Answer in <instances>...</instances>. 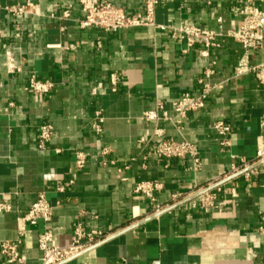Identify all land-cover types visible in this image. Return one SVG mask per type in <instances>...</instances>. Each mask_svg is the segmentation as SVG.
Masks as SVG:
<instances>
[{"label": "crops", "instance_id": "crops-1", "mask_svg": "<svg viewBox=\"0 0 264 264\" xmlns=\"http://www.w3.org/2000/svg\"><path fill=\"white\" fill-rule=\"evenodd\" d=\"M24 1L0 0V7ZM31 1L38 15L0 13V193L11 207L0 212V241H16L25 228L24 264H41L37 237L44 224L26 227L21 217L42 193L53 207L48 227L60 246L69 245L78 223L108 237L66 264H264V166L229 177L232 165L254 161L257 139L264 137V84L252 74L235 77L243 50L227 34L238 24L236 0H158L154 21L171 28L113 33L82 29L78 0ZM106 1L132 14L141 8V0ZM65 11L69 17L61 19ZM181 25L217 36L207 49L198 36L184 52L172 29ZM251 62L264 63V46ZM208 69L205 82L213 89L203 110L188 113L178 128L142 120L157 103L173 119L172 104L184 94L197 97V81ZM112 74L119 77L115 92ZM31 75L51 81V93H29ZM97 112L99 134L91 128ZM218 121L230 127L228 136L215 132ZM44 124L53 137L39 150ZM156 127L198 148L199 172L191 171L189 159L148 154L145 142ZM102 149L115 166H100ZM76 152L88 156L82 170ZM147 182L161 185L155 205L134 192ZM208 195L212 207L201 205Z\"/></svg>", "mask_w": 264, "mask_h": 264}, {"label": "built area", "instance_id": "built-area-1", "mask_svg": "<svg viewBox=\"0 0 264 264\" xmlns=\"http://www.w3.org/2000/svg\"><path fill=\"white\" fill-rule=\"evenodd\" d=\"M78 4L83 14V18L79 21V26L82 29L94 28L107 33H113L144 27L161 30L171 28L157 25L154 21L155 10L159 5L158 0H141L140 11L133 14L106 0H78ZM56 11L57 9L53 7V12L50 15L51 18L56 17ZM1 12L19 18L38 15L36 6L31 0H26L10 7H0ZM232 14L237 19L238 24L227 36L238 43L243 50V56L235 69V77L252 74L261 84H264V63L254 65L251 62L252 53L260 51L264 46V0H236V6L232 9ZM68 17L69 13L65 11L61 19H67ZM172 29L173 33L185 42L186 50L184 52L193 47L195 38L198 36L206 38V49L212 46V42L217 36L212 32L204 31L192 25H181L177 29ZM202 55L206 56L207 50ZM211 74L212 71L208 69L205 71L204 77L197 81L200 88L197 97L184 94L172 104L175 111L173 119L168 118L166 112L163 111L162 105L157 103L155 111L143 113L142 120L148 123L168 121L178 128L188 113L198 112L205 108L208 95L213 89V87L205 82V79ZM109 84L111 91L115 92L119 84V77L116 74L110 75ZM53 87L54 84L51 81L39 79L35 75H31L28 79L27 90L37 97L49 95ZM102 123L101 113H95L91 123L94 133L99 134L101 132ZM213 129L221 137H226L230 134V127L221 121L216 122ZM52 137V126L48 124L41 125L37 142L38 149L44 150ZM145 143L149 151L148 154L159 161L189 159L191 162L190 169L193 173L199 172L201 169V158L198 148L186 140L176 141L166 137L164 130L159 127L154 129L152 139ZM110 155V152L106 149H102L97 153V156L100 158V166H115V162L110 159ZM87 161L88 156L86 154L82 152L75 153V166L78 170L84 169ZM255 166H264V137L257 139L254 161L251 164L242 162L241 167L232 165L229 177ZM69 183L71 184V182ZM160 189L161 185L158 183L147 182L138 184L134 192L144 197L151 205H155V194ZM63 190L62 186L57 188L58 192H63ZM172 199L178 201L180 195H174ZM201 205L212 207L213 196L208 195L205 197L201 200ZM155 208V213L161 211L159 207ZM10 211V205L3 201V195L0 193V212L8 213ZM52 214L53 207L48 204L44 194L40 193L37 195L36 201L21 217V221L26 227H34L39 222L44 224V230L37 237V246L42 255L41 264H66L108 238L107 235L99 231H83L81 224L78 223L73 229L69 245L62 247L58 244L55 235L48 227ZM26 234L27 230L24 228L19 231L16 241H0V257L4 264H24L25 257L21 253V244Z\"/></svg>", "mask_w": 264, "mask_h": 264}]
</instances>
